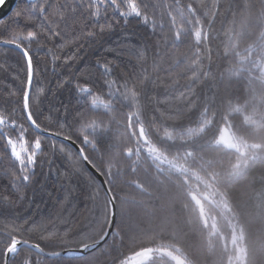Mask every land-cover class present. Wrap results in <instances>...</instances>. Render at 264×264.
<instances>
[{"label": "snow or ice", "instance_id": "obj_1", "mask_svg": "<svg viewBox=\"0 0 264 264\" xmlns=\"http://www.w3.org/2000/svg\"><path fill=\"white\" fill-rule=\"evenodd\" d=\"M21 2L24 6L13 18L15 28L7 38L0 36V44L21 51L29 87L33 59L28 48L39 35L59 38L67 46L80 35L95 36L96 27L100 32L111 29V19L124 18L127 23L130 17L151 25L153 32L159 28L152 63L157 72L168 73V89H178L181 79L187 81L178 102L171 104L167 100L153 104L147 84L154 81L147 68L136 78L118 77L107 62L98 64L107 100L87 84L76 85L90 111L102 109L108 123L81 114L78 139L100 152L99 165L84 147L78 149L79 156L104 179L97 185L88 176V198L94 209L71 237L67 233L57 237L62 249L68 243L77 246L65 254L84 264H101V258L104 264H207L218 244L220 255L213 264H264V190L249 196L257 184L264 186V173L249 175L256 166H264V0H227V16L219 31L215 22L224 8L221 0ZM21 19L25 30L17 31ZM37 26L39 33L34 30ZM182 46L184 51L176 54ZM147 51L145 45L137 54L145 62ZM214 56L227 66L216 64L213 70ZM21 93L18 110H0V160L7 156L16 169L13 187L33 179L43 151L42 136L64 135L72 140L62 126L51 131L42 125L38 99L30 97L28 87ZM117 104L128 109L122 121L126 146L118 154L127 161L125 167L110 152L111 145L100 149L110 125L121 123L113 115ZM60 151H65L63 146ZM140 171L144 181L123 183L149 198L150 209L145 201L131 197L143 216L133 215L127 207L129 197L119 194L124 190L122 177H135ZM34 231H40L42 238H53L52 233L43 236L47 228L42 223L28 219L23 224L4 223L0 264H38L21 255L25 247L37 256H61V251L46 253L40 243L24 238Z\"/></svg>", "mask_w": 264, "mask_h": 264}, {"label": "trees", "instance_id": "obj_2", "mask_svg": "<svg viewBox=\"0 0 264 264\" xmlns=\"http://www.w3.org/2000/svg\"><path fill=\"white\" fill-rule=\"evenodd\" d=\"M221 2L224 8L220 11V18L215 22L217 31L221 29V24L227 16V0H221ZM23 6L21 0H18L11 13L0 20V36L7 38L12 34V29L15 28L14 14ZM104 22L103 19L100 21L101 24ZM109 22L112 24L111 29L100 32L99 27H96L93 29L97 33L95 36L80 35L74 44L62 46L64 42L59 38L46 39L39 35L37 41H33L28 48L34 69L30 97L39 101L38 108L43 112L40 117L42 125L48 126L51 131L61 130L62 126V132L71 135L72 140L84 147L85 154L89 155L97 165H99L100 152L93 150L91 146L82 145L78 139L83 123L81 114L88 119H103L106 124L108 117L103 114L102 109L96 112L90 111L83 96L77 92L76 85L87 84L94 92L104 95L106 90L102 87L101 70L98 64L107 62L113 66L118 77L130 75L136 78L143 75L142 68H147L154 81L147 84V91L153 98V104L157 100H167L170 104L178 102L179 92L184 91L183 85L187 83L186 80L181 79L178 89H168L167 85L170 83L166 79L168 73L157 72L153 68L152 51L153 45L160 38L159 28L153 32L151 25H144L135 17L128 18L127 23L124 18H119V22L116 19H111ZM18 23L19 29L16 30H25L24 20L21 19ZM27 27L33 28L32 25ZM34 30L40 32L38 26ZM24 43L28 46L27 42ZM145 45L148 46L146 62L137 55L144 51ZM182 51H184L183 46L176 50V54ZM165 59L169 58L165 57ZM213 60V70L216 64L227 66L223 59L214 56ZM164 67L167 68V64ZM182 70V67L175 69L173 76L175 72ZM26 87L27 63L22 53L14 48L0 45V110H10L13 107L18 110L21 89ZM104 99L107 100L108 97L104 95ZM127 111V108L121 109L120 105H116L113 115L121 123L113 122L110 125V130L103 134L100 145L101 151L111 145L110 152L119 161L121 167L127 164V161L118 155L126 146L122 121L123 113ZM42 141L43 151L38 156L35 175L27 185L17 182V187H13L12 174L16 169L13 168L7 156L0 160V227L13 220L17 224H23L24 220L28 219L30 222L44 224L47 231L43 233V236L47 237L49 233H52L53 238H42L40 231H34L26 233L25 239L40 243L48 252L76 248L74 243H68L62 249L59 247L60 241L57 237H65L66 233L71 237L80 229L84 217L94 209L93 202L88 198L90 191L88 176L91 175L97 185L100 181L88 169L72 146L45 135L42 136ZM61 146L64 147V152L60 151ZM261 173H264V166L258 165L249 175L258 177ZM130 179L144 181L145 174L140 171L135 177L123 176L120 182L123 192H119L118 188L120 195L129 197L127 207L133 215L143 216L144 213L131 197L145 201L146 207L150 209L149 198L140 196L134 187L124 185L123 181ZM262 190L264 186L257 184L255 192H249V196L254 197L256 192ZM5 196L8 197L7 200L2 199ZM28 226L25 225V227ZM145 227L148 228L150 225L146 223ZM21 255L31 257L33 261L38 260V264H84V261L75 256L48 257L42 254L37 256L34 249L30 250L26 247L21 249ZM219 255L217 244L215 253L209 254L207 264H213ZM94 256H99V253H95ZM94 256H89L87 259L93 260ZM101 264H104L103 258H101Z\"/></svg>", "mask_w": 264, "mask_h": 264}, {"label": "water", "instance_id": "obj_3", "mask_svg": "<svg viewBox=\"0 0 264 264\" xmlns=\"http://www.w3.org/2000/svg\"><path fill=\"white\" fill-rule=\"evenodd\" d=\"M18 0H4L3 3H0V20H2L3 18H5L7 15H9L11 13V11L14 9V7L16 6ZM1 46H6V47H11V48H15V46L13 45H5V44H0ZM18 51H20L19 49H16ZM21 52V51H20ZM33 79H34V69H33ZM33 79H32V84L31 86L28 87V90H29V95H31V90H32V85H33ZM45 136H48V137H52V138H55V139H58L60 141H63L65 143H67L68 145L72 146L74 149H76V151L78 152V149L81 147L78 143H76L74 140H66L64 138L63 135H60V136H52V135H47L45 134ZM79 153V152H78ZM85 165L88 167V169L96 176V178L100 181L104 179L103 177L99 176L98 174L95 173L94 169H92L91 165H89L87 162H85ZM67 250H62L61 251V256H69L66 253ZM46 253L48 251H45ZM44 255V254H42ZM46 256V255H45ZM49 257V256H48Z\"/></svg>", "mask_w": 264, "mask_h": 264}]
</instances>
